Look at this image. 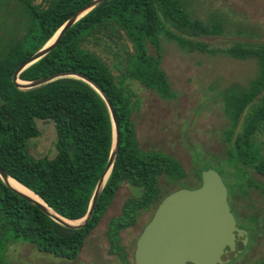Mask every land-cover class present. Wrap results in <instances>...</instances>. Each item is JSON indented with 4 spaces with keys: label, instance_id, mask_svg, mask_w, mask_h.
<instances>
[{
    "label": "trees",
    "instance_id": "trees-1",
    "mask_svg": "<svg viewBox=\"0 0 264 264\" xmlns=\"http://www.w3.org/2000/svg\"><path fill=\"white\" fill-rule=\"evenodd\" d=\"M16 1L29 21L0 56V165L56 212L78 218L88 209L112 147L113 124L108 107L100 93L79 77L62 76L20 88L12 81V73L21 60L41 47L90 0ZM222 31L220 21L192 16L182 0H101L77 18L53 48L20 71L19 77L24 79L60 69L85 72L112 100L120 134L113 164L92 214L82 226L61 224L0 177V264L5 260L7 244L19 238L38 250L77 257L86 236L123 182L140 191L123 202L121 213L109 221L106 236L109 251L116 253L122 264L130 263L119 231L135 223L142 211L155 208L168 193L161 192L160 175L172 181L186 176L176 156L140 148L131 117L135 100L127 80H137L164 98L177 95L161 65L162 36L187 50H220L235 58L256 60L257 72L250 84L226 91L225 112L230 124L224 137L231 164L240 171L244 165L250 166L264 176V140L258 139L264 130V41H234L215 48L200 38ZM149 45L154 52L149 51ZM113 59L116 69L123 67L117 74L110 64ZM36 118L54 122L56 153L52 157H36L28 149L29 138L40 134ZM204 168L198 170L200 180ZM253 183L264 193V184L248 179V185ZM255 264H264V258Z\"/></svg>",
    "mask_w": 264,
    "mask_h": 264
},
{
    "label": "rangeland",
    "instance_id": "rangeland-1",
    "mask_svg": "<svg viewBox=\"0 0 264 264\" xmlns=\"http://www.w3.org/2000/svg\"><path fill=\"white\" fill-rule=\"evenodd\" d=\"M182 3L192 16L222 23L221 34L200 36L211 47L223 48L234 41H264V0H182ZM28 21L18 1L0 0V56L23 33ZM161 43V65L177 95L164 98L137 80H127L134 91L131 117L139 146L176 156L186 171V176L178 181L160 175L158 184L162 193L199 185L200 168L214 167L221 173L237 222L249 233L245 247L221 264H255L264 258V193L254 183L247 182L251 179L264 184V176L247 165L240 171L228 161L224 130L230 124L225 112L226 91L250 84L257 72L256 60L235 58L220 50H187L163 36ZM148 48L154 52L151 45ZM114 62L110 60L117 74L123 67L116 69ZM36 123L40 134L29 138L28 149L36 157H52L56 153L54 122L36 118ZM258 139L264 140V130ZM139 191L127 182L120 184L101 219L86 236L77 257L66 258L38 250L31 242L19 238L7 244L2 264H122L121 258L109 251L106 229L111 218L121 213L123 202ZM153 210L154 207L142 211L135 223L119 231L129 264H133L135 240Z\"/></svg>",
    "mask_w": 264,
    "mask_h": 264
},
{
    "label": "water",
    "instance_id": "water-1",
    "mask_svg": "<svg viewBox=\"0 0 264 264\" xmlns=\"http://www.w3.org/2000/svg\"><path fill=\"white\" fill-rule=\"evenodd\" d=\"M99 1L101 0H90L75 11L43 46L21 60L12 73V81L20 88H30L62 76L79 77L90 83L103 97L113 124V141L108 160L96 182L86 213L78 218H68L59 214L39 194L10 175L0 165V177L8 186L36 204L56 221L71 227L82 226L90 217L100 189L113 164L120 134L114 104L106 90L91 76L80 70L60 69L26 80L20 78L19 73L53 48L68 27ZM53 36L54 38L49 41ZM200 175L199 185L192 188L177 187L163 195L135 240L133 264H221L245 247L248 230L240 226L235 218L228 201V188L221 173L214 167H207L201 170ZM8 176L40 196L42 201L12 186L8 182ZM80 218L82 219L76 223L67 220Z\"/></svg>",
    "mask_w": 264,
    "mask_h": 264
},
{
    "label": "bare ground",
    "instance_id": "bare-ground-1",
    "mask_svg": "<svg viewBox=\"0 0 264 264\" xmlns=\"http://www.w3.org/2000/svg\"><path fill=\"white\" fill-rule=\"evenodd\" d=\"M54 38V36L49 40L51 41L52 39ZM18 81L20 82H24V80L22 79H18ZM107 175V174H106ZM8 182L14 186L15 188H17L18 190L32 196L33 198L39 200V201H42V199L40 198V196H38L37 194H35L34 192H32L30 189H28L27 187H25L24 185L20 184L18 181H16L14 178H12L11 176H8ZM49 210L52 211L51 208H49ZM82 218L80 219H75V220H71V219H67L69 222H72V223H76L78 221H80Z\"/></svg>",
    "mask_w": 264,
    "mask_h": 264
},
{
    "label": "flooded vegetation",
    "instance_id": "flooded-vegetation-1",
    "mask_svg": "<svg viewBox=\"0 0 264 264\" xmlns=\"http://www.w3.org/2000/svg\"><path fill=\"white\" fill-rule=\"evenodd\" d=\"M228 188V187H227ZM228 201H229V198H228ZM229 203H230V201H229ZM230 206H231V208H232V205H231V203H230ZM232 211H233V208H232ZM233 213H234V211H233ZM235 215V214H234ZM235 218H236V216H235ZM237 220V219H236ZM249 234V233H248Z\"/></svg>",
    "mask_w": 264,
    "mask_h": 264
}]
</instances>
